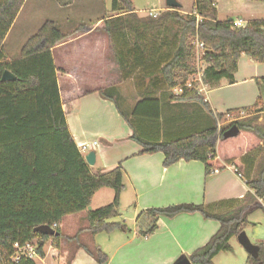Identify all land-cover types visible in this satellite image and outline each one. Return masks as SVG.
Segmentation results:
<instances>
[{"label": "trees", "instance_id": "trees-1", "mask_svg": "<svg viewBox=\"0 0 264 264\" xmlns=\"http://www.w3.org/2000/svg\"><path fill=\"white\" fill-rule=\"evenodd\" d=\"M24 2L0 0V264H36L28 258L10 261L15 244L23 246L33 241H38L36 253L40 259L44 258L43 247L48 241L55 248L64 241L83 248L98 264H107V255L94 241L86 246L80 235L128 233L124 223L114 222L119 217L124 173L121 166L104 174L91 173L68 128L51 52L56 44L86 27L63 33L54 22L46 21L23 46L20 58L9 62L3 56L2 44ZM111 12L117 16L105 21V32L119 70H146L163 84L169 101L198 103L212 118L210 127L169 142H146L133 135L131 138L142 147L140 154L162 153L164 167L179 160L199 161L204 165L205 177L222 170L224 163L240 168L238 173L245 180L247 192L241 199L149 209L136 219L141 237L156 231L160 217L198 213L204 219L217 221L218 231L188 256L191 264H213L216 255L231 251L230 240L243 231L252 211L264 212V119L257 123L264 108L257 112L256 102L249 108L215 114L202 94L195 88H186L185 83L196 72L190 39L197 38L204 45L202 60L207 67L203 83L215 86L226 80L233 84L241 56L264 63V21L241 28L234 27L233 21L220 22L211 0H196L191 14L167 9L155 19L137 17L130 0H112ZM4 71H9L15 81L2 82ZM177 88L181 89L179 95L173 93ZM98 93L109 100L115 89ZM153 111L158 115V106ZM239 112H247L248 116L218 128L225 116ZM232 126L237 127V136L224 139V133ZM248 161L254 164L251 177L244 166ZM103 188L113 191V199L107 206L87 211L86 229L71 237L62 234L59 227L55 229L56 237L33 232L36 227L58 225L64 217L86 211L95 192ZM258 247V258L248 255V264H264L262 246Z\"/></svg>", "mask_w": 264, "mask_h": 264}, {"label": "crops", "instance_id": "crops-1", "mask_svg": "<svg viewBox=\"0 0 264 264\" xmlns=\"http://www.w3.org/2000/svg\"><path fill=\"white\" fill-rule=\"evenodd\" d=\"M47 1L25 0L2 44L3 56L7 61L18 60L23 46L46 22L42 18L39 20V9L52 0ZM176 1L180 4L179 13L194 12L196 0ZM211 1L220 22H240L244 27L264 21V3L228 0L231 13L222 17L218 2ZM161 3L160 8L149 12L157 14L167 8L165 0H161ZM111 5L112 0H56L51 5L55 10L54 21L48 20L54 22L63 33H72L83 25L86 27L51 50L70 134L77 147L87 145L86 153H94V165L88 166L92 174H104L118 166L124 173L119 217L114 222L124 223L129 231L106 234V244L99 243L101 234L91 237V241L107 255V264H175L182 258L188 259L191 253L204 246L218 231L219 223L204 219L198 213L160 217L156 231L148 237H141L137 232L138 215L149 209L183 204L210 205L241 199L247 187L238 173L240 168L224 163L222 170L205 177L204 165L199 161L179 160L164 167L162 153L140 154L142 147L131 138L133 135L146 142H169L204 130L206 117L211 116L198 103L169 101L163 84L149 76L146 70L140 67H129L124 72L119 70L105 32V21L117 16L111 12ZM184 6L189 9L184 11ZM77 9L85 20L78 18L72 22ZM136 15L141 18L138 13ZM79 21L86 23L80 24ZM19 22L21 26L24 23L25 28L16 32ZM31 30H34L33 33L26 35ZM140 70L143 75L135 77ZM262 79L264 63H256L243 55L237 62L233 84L222 80L215 86L206 85L200 94L215 114L251 107L256 102L259 103L256 108L259 112L264 108ZM110 88L115 89L114 96L109 100L102 99L99 90ZM155 106H158V115L153 111ZM119 113L130 122L131 127ZM245 163L247 174L251 177L254 164L251 161ZM103 190L107 188L95 192L88 208ZM112 199L113 194L109 193V202L105 197V205L110 204ZM87 210L64 217L58 224L61 233L71 237L79 230L86 229V226H82L73 231L76 223L79 225L86 218ZM81 215L85 216L82 218ZM242 232L251 244L261 245L264 254V212L261 209H255L247 217ZM86 234L83 232L80 240ZM229 244L231 251L216 255L213 264H248V253L237 237H233ZM43 251L44 259L38 257L41 264H98L83 248H75L64 241L57 248L52 241H48ZM68 251L70 257L67 259ZM64 259L67 260L64 262Z\"/></svg>", "mask_w": 264, "mask_h": 264}, {"label": "rangeland", "instance_id": "rangeland-1", "mask_svg": "<svg viewBox=\"0 0 264 264\" xmlns=\"http://www.w3.org/2000/svg\"><path fill=\"white\" fill-rule=\"evenodd\" d=\"M56 0H52L51 3H46V6L44 7L42 5V7H40L39 11H40V14L41 16L39 15V20L42 19H45L46 21L48 20H51V21H54V17H55V10L54 8L52 9L51 8V5L55 2ZM107 1H110V0H107ZM218 2V5H219V9H220V12L222 14V17H225L224 15H227L228 13H231V10L230 8L228 7V0H216ZM45 2H48L47 0H45ZM131 3H132V7L135 9L136 11V14L138 13V15L141 17V18H147L148 17V12L152 9L156 10L158 8H160L162 6V3H161V0H131ZM104 9V8H103ZM188 6H184L183 7V10L184 11H187ZM108 10V9H107ZM103 11V10H101ZM167 11V8L161 10L159 13H157V16H160L161 13ZM75 13H76V16H74L72 18V22L76 21V19L80 18L82 20H85L84 17L82 16V13L79 9H77V11L75 10ZM182 14V13H181ZM232 14H234V12H232ZM80 24H84L86 22H81L79 21ZM70 24H73V23H70ZM25 24L23 23V25L21 26L20 22L18 23L17 27H16V32L17 31H21L23 30L25 27ZM170 26H173L172 29L173 30H176L177 26L175 24H172ZM71 26H68V28H70ZM34 29V28H33ZM34 30H31L29 31L26 35H30L33 33ZM167 36H170V34H167ZM26 37V36H24ZM22 38V37H21ZM20 38V40H21ZM19 40V42H20ZM196 41L195 38H192L190 39V45L194 48V53H195V69H196V58H197V55H196V50H195V47H194V42ZM139 74L140 75H143V71H139V73H136L135 74V77ZM180 88H177L174 90V94H180ZM252 107V106H251ZM246 108H249V107H246ZM243 109V108H241ZM241 109H236V110H241ZM248 116L247 112L245 113H232L231 115H228L224 117L223 120L219 121L218 122V128L219 129H223V128H226L228 127L230 124H232L233 122L237 121V120H240V119H244ZM260 118L258 119L257 123L258 124H261L263 122V119H264V113L261 112L260 113ZM207 119V122L205 124V128L207 127H210L211 125V118L209 116L206 117ZM85 158V157H84ZM109 192L110 194H113V191H111L110 189H107V190H103L101 191L100 193H98L93 202H92V205L88 208L87 211H94V210H97L101 207H104V206H107L105 205L106 202H104V199L105 197H107V203L109 202ZM105 194V195H104ZM92 201V200H91ZM101 201V202H100ZM106 203V204H107ZM82 216H85V215H81ZM83 218V217H82ZM86 218L84 217L83 218V221L78 225L76 222V228L73 229L74 232H76L79 227L81 228L82 226H86L88 227V222L85 221ZM65 231V230H64ZM91 234L87 233L85 237H83V239H81V243L86 245V246H91ZM90 238V239H89ZM107 235L105 233L101 234L100 237H98V240H99V243H104L106 244V240H107ZM66 250H68L67 247H65ZM70 257V252L68 251V254H67V259ZM44 259V258H43ZM67 259H64V262L67 260ZM34 262L36 264H41V262L39 261V259H34Z\"/></svg>", "mask_w": 264, "mask_h": 264}, {"label": "built area", "instance_id": "built-area-1", "mask_svg": "<svg viewBox=\"0 0 264 264\" xmlns=\"http://www.w3.org/2000/svg\"><path fill=\"white\" fill-rule=\"evenodd\" d=\"M148 16L155 19L157 18V14L153 12H149ZM234 27L241 28L242 24L240 22H234ZM196 41L194 42V47L196 50V72L191 76L188 81L185 83L186 88H195L197 92L201 93L205 90L206 85L203 83V77H204V71L207 67L206 63L202 60L204 52V45L198 41L197 38H195ZM95 145V143H94ZM87 145H79L78 149L80 150L81 154H84L85 156L89 153L87 152ZM83 156V158L85 157ZM58 227L57 224H53L51 228L55 230ZM37 244L34 242H30L27 244H24L23 246H19L18 244H15L13 246V254L10 257V261L13 263L18 262L21 258H28L31 260L38 259V255L36 253Z\"/></svg>", "mask_w": 264, "mask_h": 264}, {"label": "water", "instance_id": "water-1", "mask_svg": "<svg viewBox=\"0 0 264 264\" xmlns=\"http://www.w3.org/2000/svg\"><path fill=\"white\" fill-rule=\"evenodd\" d=\"M165 5L168 10H178L180 8V4L176 0H165ZM2 82H10V81H15V77L9 72V71H4L1 77ZM238 129L236 126H232L229 128L223 135L224 139L228 138H233L236 137L238 134ZM84 161L88 166H93L95 162V155L93 152H89L85 158ZM34 233L44 235V236H49V237H56L57 232L50 228L49 226H39L36 227L33 230ZM237 240L239 244L244 248V250L250 255L251 257L257 259L258 258V253H259V247L256 245H253L250 243L248 238L246 237L244 232H241L237 236ZM175 264H191L190 261L186 258H182L179 261H177Z\"/></svg>", "mask_w": 264, "mask_h": 264}, {"label": "bare ground", "instance_id": "bare-ground-1", "mask_svg": "<svg viewBox=\"0 0 264 264\" xmlns=\"http://www.w3.org/2000/svg\"><path fill=\"white\" fill-rule=\"evenodd\" d=\"M51 228V227H50ZM34 243L38 244V241H33Z\"/></svg>", "mask_w": 264, "mask_h": 264}]
</instances>
